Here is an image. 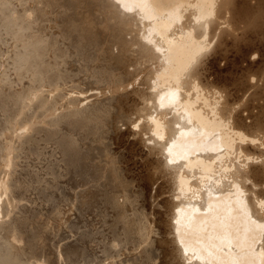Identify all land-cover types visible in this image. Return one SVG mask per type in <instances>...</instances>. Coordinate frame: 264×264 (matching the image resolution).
Wrapping results in <instances>:
<instances>
[{"label": "bare ground", "instance_id": "obj_1", "mask_svg": "<svg viewBox=\"0 0 264 264\" xmlns=\"http://www.w3.org/2000/svg\"><path fill=\"white\" fill-rule=\"evenodd\" d=\"M0 264H264V0H0Z\"/></svg>", "mask_w": 264, "mask_h": 264}, {"label": "rangeland", "instance_id": "obj_2", "mask_svg": "<svg viewBox=\"0 0 264 264\" xmlns=\"http://www.w3.org/2000/svg\"><path fill=\"white\" fill-rule=\"evenodd\" d=\"M122 129H124V127H123ZM123 131H124V130H123Z\"/></svg>", "mask_w": 264, "mask_h": 264}, {"label": "snow or ice", "instance_id": "obj_3", "mask_svg": "<svg viewBox=\"0 0 264 264\" xmlns=\"http://www.w3.org/2000/svg\"><path fill=\"white\" fill-rule=\"evenodd\" d=\"M118 2H119V0H118Z\"/></svg>", "mask_w": 264, "mask_h": 264}]
</instances>
